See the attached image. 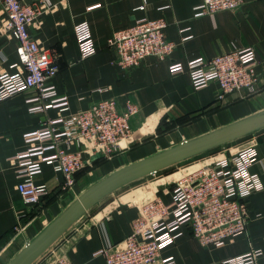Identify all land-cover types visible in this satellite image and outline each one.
Wrapping results in <instances>:
<instances>
[{"label":"crops","instance_id":"crops-1","mask_svg":"<svg viewBox=\"0 0 264 264\" xmlns=\"http://www.w3.org/2000/svg\"><path fill=\"white\" fill-rule=\"evenodd\" d=\"M31 2V0H23ZM56 6L38 14L28 25L31 36L54 51L59 71L45 83L65 97L42 112L28 111L26 99L35 94L19 92L0 101V264H6L64 207L92 183L118 167L191 139L264 109V0H244L236 9L194 15L201 0H51ZM5 12L0 6V71L18 67L17 41L3 27ZM163 18L166 38L175 42L169 56L147 57L139 65L123 69L113 61L115 50L108 38L115 30L137 19ZM89 24L95 52L81 58L73 26ZM253 47L256 53L258 91L252 95L229 93L217 99L218 83L193 89L186 73L170 75L168 65L196 57L211 58L235 48ZM114 97L118 109L130 100L138 107L130 117L131 133L121 149L107 156L82 143L84 166L74 172L72 184L63 187L62 173L42 164L35 184L48 192L35 206L25 204L16 188L19 179L8 158L26 149V133L42 127L46 119L60 125L59 115L88 108L99 99ZM254 146L258 160L249 167L263 188L245 200L246 231L223 245H201L189 226L179 227L173 244L160 252L175 264H227L224 260L250 248L264 250V127L166 168L135 179L86 210L31 264H45L64 256L73 264H106L101 253L108 242L119 247L131 231L141 205L153 197L166 209L174 206L170 187L187 169L212 162L238 149ZM52 151L45 153L48 157ZM171 218V216H169ZM19 223L21 229L14 227ZM256 264H264L259 258Z\"/></svg>","mask_w":264,"mask_h":264},{"label":"built area","instance_id":"built-area-1","mask_svg":"<svg viewBox=\"0 0 264 264\" xmlns=\"http://www.w3.org/2000/svg\"><path fill=\"white\" fill-rule=\"evenodd\" d=\"M244 0H201L194 7V15L213 14L219 10L238 8ZM5 12L3 27L17 41V71H0V101L24 91H35L28 97V111L42 112L65 97L57 95L54 85L45 81L60 68L54 51L45 48L31 36L28 25L38 14L56 6L51 0H0ZM163 18L137 19L132 25L115 30L108 45L115 50L114 63L128 69L139 65L147 57L169 56L175 42L166 38ZM81 58L95 52L89 24L79 21L73 26ZM256 53L253 47L235 48L211 58L196 57L168 65L170 75L186 73L193 89L210 81L218 83L217 99L229 93L252 95L258 91V73L255 70ZM114 97L99 99L88 108L59 115L60 125L51 119L39 129L24 135L26 149L8 158L16 177V188L29 206L38 205L48 192L45 184H35L34 175L41 172L42 164H49L62 173L63 187L72 184L74 172L84 166L82 143L101 155H111L121 147V141L130 137V117L138 107L130 100L118 109ZM81 147V148H80ZM52 151L48 157L45 153ZM258 160L254 146H247L212 162L200 163L185 170L170 187L174 203L168 210L162 201L153 197L144 202L133 219L131 231L119 247L108 242L102 248L106 264H175L172 256L160 257V252L174 243L180 226H189L201 245H223L234 236L246 231V197L263 188L257 173L249 167ZM171 216V218L169 217ZM21 229L19 223L14 227ZM264 250L248 251L224 260L227 264H256ZM45 264H73L58 256Z\"/></svg>","mask_w":264,"mask_h":264},{"label":"water","instance_id":"water-1","mask_svg":"<svg viewBox=\"0 0 264 264\" xmlns=\"http://www.w3.org/2000/svg\"><path fill=\"white\" fill-rule=\"evenodd\" d=\"M264 127V109L122 165L70 201L6 264H31L86 210L121 186Z\"/></svg>","mask_w":264,"mask_h":264}]
</instances>
